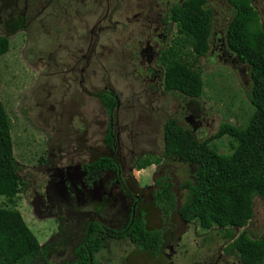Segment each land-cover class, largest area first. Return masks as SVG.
<instances>
[{"label": "flooded vegetation", "instance_id": "flooded-vegetation-1", "mask_svg": "<svg viewBox=\"0 0 264 264\" xmlns=\"http://www.w3.org/2000/svg\"><path fill=\"white\" fill-rule=\"evenodd\" d=\"M25 1L27 3V0ZM90 1L103 8L101 15L99 8L90 9L93 8L92 5H88ZM122 1L126 2L124 8L121 7ZM131 1L77 0V9L73 10L76 7L74 0H36L37 4L39 2L40 4L35 7L34 15L28 20L38 22L42 30L49 31L47 27L51 24L46 18L57 15V18H62L63 28H66L67 21L70 24L67 26L69 31L77 29L76 52L68 51L67 54L72 60L65 64L61 72L68 71L71 77L63 76L59 79L60 86L58 85L61 94L70 95L66 98L61 97L55 104L62 111L65 110V106L73 109L69 111V119L73 111L75 112L74 98L79 101V92L82 90V94H87L94 104L90 108L92 117L79 120L78 124L77 118L74 117L76 121L71 128L65 129L62 121L60 123L53 121L51 126L46 121V124L41 126L43 134L47 135L44 138L46 147L44 146V151L30 162L33 166L29 164V167L36 171L30 180L32 182L30 210L33 216L40 218L41 221L45 218L54 221V228L44 225L47 235L43 244L49 245L44 247L48 250L42 264H77L80 256L77 254L79 247L85 248L88 264H98L96 254L104 247L108 249L110 247L108 242L117 243L120 240H124V246L126 244V247L130 248L127 260L134 258L137 262L139 259L141 263L142 255L131 241L128 227L132 221L137 220L141 211L142 215L139 218L142 217L147 226L145 205L142 204L152 201L151 193L158 189L156 177L163 176L165 180L170 178V170L164 164L160 173L150 175L147 187L137 186L131 174L129 175V164H136L147 153L153 155L152 152L157 151L162 139L160 141L151 139L153 150L149 151L144 148L133 150L127 145L131 142L133 132L139 139L142 136L148 140V133L162 130L164 127L167 117L160 115L162 114L160 108L147 102L151 96L157 95V92L163 94L164 64L160 58L162 52L175 43L176 28L175 23L169 18V12L175 3L181 0ZM67 2L70 5H67ZM14 4L11 16L0 20L2 35L9 38L10 34L14 35L23 30L28 38L26 10L17 9L16 1ZM205 5L210 7L208 0H205ZM129 9L127 13L126 10ZM256 10L264 27V21H261L263 12ZM87 11L95 15L89 22L81 18ZM123 11L124 14L121 13ZM75 12L77 24L71 21L73 19L71 14ZM82 25L85 26L81 27ZM53 27L57 26L53 24ZM108 31L114 32L105 37L104 43L101 34ZM115 31L119 36L115 35ZM224 31L225 35L221 34L213 51L232 57V61H239L227 46L226 28ZM27 38L20 49L25 61L29 62L30 66H35L40 57H45L44 66L39 67L32 82L35 86L43 78L59 72V63L53 53H45V49L35 51L33 47L28 46ZM107 43L111 46L109 47ZM67 45L59 43L58 47L67 52ZM103 50L106 52L104 55ZM80 51L85 53L79 58L80 55L77 54ZM91 54L95 57L100 55L101 58L96 57L94 67L88 72L86 59ZM73 71L74 75L71 74ZM92 77L96 78V84L86 87L85 83L89 79L92 80ZM170 94L176 95V103L182 112L184 122L190 125L191 130H196L201 125L204 109L197 100L198 97L186 96L185 99L178 93L171 91ZM29 95L27 91L22 96L23 107L18 105L20 114L28 122L33 107L27 100ZM75 107H78L77 102ZM175 113L177 114V110ZM156 116L164 118L161 125L160 119H156ZM129 177L132 179L130 184ZM49 193L57 194L59 197L51 196L42 201L41 199L46 198ZM158 209L161 211L159 207ZM55 240L57 242L53 244ZM91 245L93 247L96 245L93 252L88 247ZM56 257L63 258V261L49 262V259Z\"/></svg>", "mask_w": 264, "mask_h": 264}, {"label": "trees", "instance_id": "trees-1", "mask_svg": "<svg viewBox=\"0 0 264 264\" xmlns=\"http://www.w3.org/2000/svg\"><path fill=\"white\" fill-rule=\"evenodd\" d=\"M228 2L233 14L226 27L225 40L236 58L249 66L247 96L253 110L242 127L221 121L216 131L203 139H196L187 127L177 124L175 118L168 119L163 130L164 154L176 156L194 169L190 178L179 183L186 189L181 202L176 203L171 181L163 176L156 177L158 189L151 193L152 202L166 217L173 205L183 222L210 229L203 241L218 237L227 241L224 249L236 254L243 264H261L264 235L251 237L244 229L236 236L233 234L236 226H243L251 217L252 197L258 195L264 201V27L251 0ZM210 14L205 0H181L170 9L169 18L175 23L177 36L160 58L164 64V89L177 90L187 96L200 94V75L181 59L180 52L192 59L206 52ZM7 48V36L0 35V55ZM9 131V117L0 100V195L7 199L14 196L18 185L24 184L17 174L19 167L12 155ZM221 135H229L231 142L234 141L227 154L218 153L208 145L209 140ZM147 162L149 159H143L137 166ZM140 215L142 211L137 220L132 221L128 232L140 250L141 263L167 264L166 255L161 251L167 240L163 228L145 226ZM88 247L93 252L96 245ZM47 250L38 244L16 209L0 206V264H42ZM78 253L76 263L88 264L85 248L79 247ZM141 263L134 258L127 262Z\"/></svg>", "mask_w": 264, "mask_h": 264}, {"label": "rangeland", "instance_id": "rangeland-1", "mask_svg": "<svg viewBox=\"0 0 264 264\" xmlns=\"http://www.w3.org/2000/svg\"><path fill=\"white\" fill-rule=\"evenodd\" d=\"M15 1L17 2V9L22 11L26 10L25 22L28 26L29 36L27 38V33L23 30L18 31V33L14 35H9L8 48L0 55V100L9 117L12 155L19 166L17 174L24 181V184L18 185V190L11 199H7L0 195V206L16 209L27 227L35 234L39 245H43L45 239L43 235L46 234L44 225L49 228H54V221L46 218L41 221L40 218L34 217L30 210L32 207L30 201L32 197V182L30 180L34 176L33 173L36 171L29 167L30 162L36 158V155L44 151V146L46 147L44 138L47 135L43 134L41 126H44L46 121H48L50 126L53 121L56 123L62 121V124L65 125V129L71 128L76 121L74 117L77 118V124L80 122L79 120L90 119L92 117L90 115V108L94 104L90 101V97L82 94V91L79 92V101H77L75 97L73 107L77 114L73 111L70 119L68 118L69 111L73 109L69 106H65V110L62 111L60 107L55 104L56 100L61 97L66 98L70 95L66 93L61 94L59 79L63 78V76L64 78L67 76L71 77L68 71L61 72L64 70L63 67H65V64L72 60L67 54L69 53L68 51L76 52L75 48L77 44L75 43H77V29L75 31H69L67 26H70V24L67 21L65 25L66 28H63L61 24V22H63L62 18H57L56 15L53 18H46L47 22L51 24L47 27L49 31L42 30L38 22L33 20L28 22L29 18L34 15L33 12L35 11V7H38L40 2L37 4L36 0H27V3L25 0ZM15 1L0 0V20H4V18L11 16L15 8ZM74 2L76 3V7L73 10L77 9V0H74ZM89 4L93 7L90 9L94 10V8H99V15L102 14L101 11L103 8L101 6L96 5L94 1H90L88 5ZM121 4V7L124 8L126 2L122 1ZM208 4L211 9L208 49L203 55L195 57V59L187 57L186 54L180 52L181 59H184L183 61L191 68L197 70L202 80L201 92L197 100L204 108L202 116L206 123L203 120L198 129L193 132L197 139H203L211 135L216 131L218 123L221 121H227L235 126L242 127L247 122L253 110L247 96L249 91L248 64L236 60L232 61V57L226 54H218L216 50L213 51L220 40L221 34L223 36L225 35L224 30L231 19L233 8L226 0H208ZM251 4H253L254 8L263 12V17H261V21L263 22L264 0H252ZM67 5L70 4L67 2ZM49 10H51L50 6ZM129 11L130 9L126 10L127 13ZM89 12L90 13L87 11L86 14L81 16V18H84L83 21L86 20L89 22L94 19V13L91 11ZM121 13L124 14L125 12L123 11ZM71 16H73V19H71L72 23L77 24V12L71 14ZM113 18L115 17L113 16ZM86 21L84 24L87 23ZM53 24L57 27H53ZM84 26L85 25H82L81 27ZM1 29L0 27V35L3 33ZM113 32L114 31H108L107 33L103 32L101 34L104 43L105 37ZM115 35L119 36V33L115 31ZM175 36H177V32ZM26 38L29 42L28 46L33 47L35 51L45 49V53H53V56L56 57V61L59 63V72H56L51 77L48 76L43 78L38 84H34L35 86L32 85V82L39 67L44 66L45 57H40L37 60V65L30 66L29 62L25 61L22 54H20V49L24 45ZM59 43L61 45L68 44L67 52L58 47ZM108 45L109 47L111 46L110 44ZM180 49L183 50L185 48L180 47ZM100 51L102 53V50ZM84 53L85 52L80 51L77 55H80L78 56L80 58ZM105 53L106 52L103 50V55ZM103 55L101 56L103 57ZM87 57L86 60L88 61V65L86 70L89 72L90 68L94 67L95 61H97L96 57H100V55H96L95 57V55L91 54ZM118 64L121 65L120 62H118ZM71 74L74 75V71L71 72ZM92 80H87V83H85L86 87L96 84V78ZM27 91H29L30 94L27 100L30 102L29 104L33 106L29 114V122L24 119L18 110V105H22L21 107H23L24 101L21 102V98ZM179 95L181 98L183 96L186 99V96L182 94ZM176 100V95H170L168 99L164 94H158V96L154 95L153 106L160 108L162 114H159L164 118L169 115L175 116L182 126L189 128V126L184 123L182 112H180ZM76 102L78 107H75ZM50 104H53V106H49ZM175 110H177V114ZM60 116L62 119H60ZM155 118L158 120L160 119L159 125H161L164 118L159 116ZM33 122L36 125H34ZM159 125H157V128H159ZM148 136L150 141L151 139L160 141L161 129L155 132L151 131L150 134L148 133ZM231 139L229 135H221L209 140L208 145L218 153L227 154L231 151V147L229 146L234 144V141L232 140L231 142ZM150 146V144L145 143L143 148L145 150H150ZM147 156L148 153L143 155L141 159ZM167 162L169 163L166 166H168L170 170L169 180L171 181V190L176 194L175 199L177 197L176 203H178V201L181 202L183 200L186 193V189L180 187L179 183L191 177L190 170L188 164L180 160L170 159ZM31 165L33 166V164ZM128 171L129 175L132 173L131 177L137 186H146V183L149 181L148 176L151 172L150 169L135 172L133 163H130ZM149 179H151V177ZM130 181H132V179L129 177V184ZM132 185L134 186V184ZM51 196L58 195L49 193L46 198L41 200L44 201ZM142 205H145L144 212L147 217L146 225L148 227L155 226L163 228L164 238H167V240L164 241L161 251L166 255L167 264H243L236 254L224 249L223 245L227 241H223L219 237L213 240L203 241V236L207 234L210 229L200 228L192 222H183L178 218L173 205L171 206L168 217L164 216L163 212L160 211L157 206L153 205L152 201H147V204ZM243 229L246 230L247 234L251 237L264 235V201L258 195L252 197L251 217L243 226L235 227L233 236L238 235ZM108 244H110L108 249L104 247L100 251L101 254H96L98 264H127V255L130 248L126 247V244L124 246V240H120L117 243L108 242ZM49 260V262H53L51 260H56L55 263H59L63 261V258L60 259L56 257ZM261 264H264V260Z\"/></svg>", "mask_w": 264, "mask_h": 264}, {"label": "clouds", "instance_id": "clouds-1", "mask_svg": "<svg viewBox=\"0 0 264 264\" xmlns=\"http://www.w3.org/2000/svg\"><path fill=\"white\" fill-rule=\"evenodd\" d=\"M163 83V82H162ZM162 87H163V85H162ZM174 92V93H178L179 91H177V90H167V89H164L163 88V94L166 96V98L168 99V98H170V92ZM167 92H169V93H167ZM158 92H157V95L156 96H158ZM162 93H160V95H161ZM179 94H182V95H184V96H187V95H185V94H183V93H181V92H179ZM152 97V96H151ZM190 97H198V96H190ZM170 118H175L176 119V122H177V124H180V122L178 121V118L177 117H175V116H172V115H169V116H167V118L165 119V121H164V124H165V122L168 120V119H170ZM204 120V117L202 116L201 117V124H202V121ZM205 121V120H204ZM185 124H187L186 122H184ZM205 123H206V121H205ZM181 125V124H180ZM188 126H189V130H190V132L194 135V131L193 130H191V127H190V125L189 124H187ZM182 126V125H181ZM183 127H186V126H183ZM198 129V128H197ZM163 130H164V127H163V129L161 130V139H162V142H161V144H160V146H161V149H160V146L158 147V149H157V151H155V152H152L153 153V155H150V153L148 154V156L147 157H145V158H143V159H149V162H147V163H145L144 165H142V166H137V163L136 164H134L133 165V169L135 170V172L136 171H141V170H151V172H150V174H149V176H148V180H149V178H150V175L152 174V173H154L155 175L156 174H158V173H160L159 171L163 168V166H164V164L165 165H167V164H169L167 161L168 160H170V159H177V160H180V161H182V162H184V163H186V164H188V167H189V170H190V174H191V171H192V169H193V165H191L190 163H188V162H185V161H183V160H181V159H179V158H177L176 156H166L165 154H164V138H163ZM195 136V135H194ZM196 138V137H195ZM197 139V138H196ZM154 158H158L157 160H155ZM143 159H140V161L141 160H143ZM16 160V159H15ZM139 162V161H138ZM17 163V162H16ZM32 164V163H31ZM30 164V165H31ZM18 165V164H17ZM19 167V166H18ZM135 172H133V173H135ZM132 174V173H131ZM148 184H149V181L146 183V187L148 186ZM41 220V219H40ZM236 227H238V226H236ZM46 235L47 234H44L43 236H45V238H46ZM34 236H35V234H34ZM35 238H36V236H35ZM37 240V239H36ZM37 242H38V240H37ZM57 242V240H55L54 242H53V244L54 243H56ZM38 244H39V242H38ZM49 244H43V245H40V246H42V247H46V246H48ZM49 249H51V248H49Z\"/></svg>", "mask_w": 264, "mask_h": 264}, {"label": "crops", "instance_id": "crops-1", "mask_svg": "<svg viewBox=\"0 0 264 264\" xmlns=\"http://www.w3.org/2000/svg\"><path fill=\"white\" fill-rule=\"evenodd\" d=\"M82 92H83V90H82ZM153 101H154V96L149 99V101L147 102V104H150L151 103L153 105ZM145 143L150 144L151 145L150 146L151 147L150 149L153 150V148H152V142L150 141V139L147 140L145 137L142 138V136L139 139L138 135H135V132H133V133H131V142H129L127 146L130 149L137 150V149L143 148L144 145H145Z\"/></svg>", "mask_w": 264, "mask_h": 264}]
</instances>
